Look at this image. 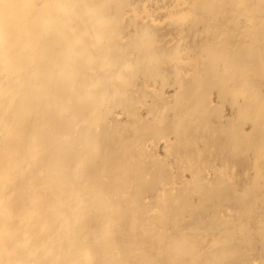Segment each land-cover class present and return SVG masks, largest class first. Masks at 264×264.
Instances as JSON below:
<instances>
[{"label": "bare ground", "instance_id": "6f19581e", "mask_svg": "<svg viewBox=\"0 0 264 264\" xmlns=\"http://www.w3.org/2000/svg\"><path fill=\"white\" fill-rule=\"evenodd\" d=\"M233 1L236 2L233 5V8L234 9L236 8V10L240 12V14L237 12L233 16L232 23L233 24L238 23L241 20V18H243L245 23L242 22L244 23V25L239 29L230 30L231 33L234 35L235 32H240L241 36L244 37L243 39H246L250 35V30H249V28H251L250 26L252 24L259 23V24H263L262 26L263 32L259 38L261 39L264 33V20L260 18L258 15H254V13L250 11V8L259 10L260 2H258V0H225V1L224 0H211V2H207L206 0L204 2L203 0L197 3L196 7L204 8V9L206 8V10L209 9L208 11H211V13H214L213 10L219 9L223 6H227L229 2L233 3ZM128 2L127 0H0V264H150L147 260L149 259L151 255L160 256L167 252L169 254V259H171L172 264H177L176 260L174 259L175 255L170 254V251L172 252L173 250H176L174 246L177 243L173 246L174 248L169 243V240L171 238L169 236L170 234L168 235L169 233L168 231L170 228L167 227L170 225V222L173 227L174 226L173 223L175 224L176 221L173 220L174 218H171V217L170 218L172 221H170L169 213L172 211L173 205L178 206L179 204L180 206V207L178 206L179 208L175 207L178 209V211H180L181 208H183L184 206L187 209V205H189L190 201L188 202V200L185 198V201L187 200L188 203L185 204V202H182L183 203V207H182V205H180L181 201H183V198L181 197V195L185 192H187L185 194L189 193L188 192L189 189L187 188L190 187L189 186L190 184H188L187 186L185 181H182L181 183L179 182V184L183 183L181 186L178 185L179 188H177L178 190H176V191H179L177 192V196L178 197L180 196L179 198L180 200L174 194V192H172L173 193L172 196L175 195V197L177 198L172 197L170 195L171 193H167L169 189L168 187L170 184H171L170 187L172 189L175 186H173L174 184L172 185L171 183V177L170 179L167 178L166 176L167 173H166L165 178L169 180V183H168L169 185L167 187L168 188L167 192L165 191L164 193H167L169 196L164 193L163 195L168 196V198L164 197V199H162L160 196H157V198L156 197L152 198L153 196L152 197L144 196L145 198L143 197L141 198V196L138 194L139 190L137 189L140 188V184L142 183V181H144L143 183H145V185L148 184L146 183L147 181L145 180L144 175L145 177H147V180H149L148 177L152 175L151 174L149 176V173L152 172L154 175L155 171L153 170H156L157 169L156 167L161 165L159 164V165H156L155 167L153 164L155 163L157 164L162 159L160 161H156L155 157H151L153 158V160L150 158L151 160L149 159V163L151 161L153 162L156 161L154 163L152 162V166H154L155 168L153 167L154 168L153 169L150 166L152 170L151 168L147 169L149 170V173H147V171L143 169L144 167H146L144 166L145 163L144 164L142 163L143 167H140L141 164H137L140 161V159L137 158L139 160L137 163L134 159H132V155L136 154V152H134L135 150L131 149L130 150L131 154L126 155V157H124V159L121 162L119 160L117 164L118 166H115V167H112L111 164H109L108 161L106 160L107 154H110V153H107V152L100 153L98 151L99 150L98 146L106 142L105 138H107L108 135H113L116 133L120 139L122 138V136L120 137V135H121L122 129L124 128V127L122 128L123 123L117 127L115 122H114L115 124L109 123L107 121L105 122V118L110 116V112H111L110 111L111 109H108V104H109V107L111 105L113 107L118 106L119 104L123 102H128L127 99L130 98L132 95V91L128 88V85L133 83V79L138 75V71L136 72L135 67L133 68V66L134 65L140 66V61L138 62L137 57L135 58L134 53L135 52H148L149 54L147 55V57L144 56L145 57L144 61L145 62L147 61V64L157 63L160 58V54L150 53V52H155V51L150 50V43L147 41L149 39V28H147V26L144 27V25L139 24L141 22L134 21V32L136 35L134 37H131V34L125 33V29H123L122 26L120 25L119 12L121 10L126 9L125 11L126 16L128 19H131V18H134V12L138 10V8L142 5V1H139L140 3L136 2L135 4L134 3L131 4ZM242 15H244V17H241ZM218 30L220 29L218 28ZM226 31L230 32L228 30ZM225 34H228V33L225 32ZM219 37L220 36H218V38ZM253 39L251 38L248 40H243V45L246 46V44L248 43L254 44ZM149 41L151 42L150 39ZM242 49L239 48V51L241 50L242 52L245 51L248 53L247 57H245L246 55L243 56L244 60L245 59L247 60V58L250 57L249 55H251V53H249L251 52L250 47L246 46L245 49L243 50ZM181 51H184V50L182 49ZM176 54L179 55V52ZM176 54H174L175 56L172 61L175 62L174 64H176L177 66L178 63H180L179 59L181 58H179L180 55L179 56L177 55L179 58L178 59ZM181 54L183 55V53ZM184 56H185V53H184ZM186 57L188 58V55H186ZM176 58L178 59L179 62H177ZM161 60H162V57H161ZM172 61L170 62L171 64L173 63ZM160 63L162 66L163 62L161 61ZM166 63L169 64V62H166ZM181 64L183 65V61H181V63L179 64L180 67H181ZM226 67L225 68L223 67V69H221L222 72L217 79V83L225 87L227 91H229L230 94L232 95L235 94L234 97H236L237 94L238 95L243 94L241 92H243V90L245 91L247 82L243 80L236 84L235 79L232 77L233 71L229 70V68H226ZM143 68L144 67H137L136 69L142 70ZM172 68H173V65L169 64L166 68L164 65V69L166 71H171ZM176 70H178V68ZM253 70L251 72H253ZM180 72L182 73V71ZM254 72L256 71L254 70ZM192 83L190 82L191 85L189 84L186 85V83L179 84L175 89L176 91L178 90V95L176 96V99L178 98V101L179 99H183L184 97L188 98V100L183 103L184 105L181 106L182 110L180 111V116L186 115L192 110V107L193 108L196 107L194 106V104H195L196 99H198L197 97L198 94H196V97H191V95L188 97V94H190V91L192 90L191 89V87L193 86ZM203 85H205V83L202 84L201 87H203ZM184 89L186 90L185 93H184L185 91ZM246 91L247 93L249 92L247 88H246ZM194 95L195 94H193L192 96ZM252 95L256 96L254 93ZM245 98L249 99V96ZM178 101L176 100L175 102H178ZM179 103L176 104V108L177 109L179 108L180 110ZM148 104H150L148 106L151 107L152 105L151 102ZM137 105L141 106L140 104H136L135 106ZM144 105H147V104L144 103ZM172 105L170 107L173 108L175 104H172ZM208 105H211V104H208ZM170 107L168 108L161 107L154 112H151V113L148 112L145 118H148L150 121L153 120V122L154 121L159 122L161 120L166 119V121L164 120V122H167L168 118L166 117L168 113H170L168 111ZM134 108H132L131 110H134ZM176 108H173V109L176 110ZM240 109L241 110L238 111L239 112L238 115H241L244 111H249V114H257L258 112L257 107H247L246 106L244 109L242 108ZM260 110L261 108L259 109V111ZM204 111L202 112L199 111L197 114H195L191 118L190 121H189L190 119L189 118V119H186L187 122L183 120V122L185 123H180V122L177 123L175 127H174L175 124L172 122L174 125L172 126V123H171V125L168 127H171V126L172 128L174 127L173 129L174 132H172L171 128H169L170 130L166 129L165 125H163L162 127H159L161 124L158 125V123L157 122L156 123L158 127L161 128L160 131L161 130L163 131V129L165 128L166 130L165 129L164 130L166 132L169 130V132L173 133V134L171 133L172 136H174L175 133H178L177 132L178 130H180L179 132H181L182 130L184 131L187 125H188L187 126L188 128H190L191 126L190 130L189 129L187 130V132L189 133L185 134L187 136V139L185 138L186 137L185 136L183 137V139L181 137L182 139L181 140L180 136L182 135H180V133L176 134L177 136L180 135L179 138L176 135L174 136L177 139H180L181 141L187 140V143H189L191 141L189 139V136L190 138H192L191 135H189L191 134L190 131L195 126L194 123L198 122L201 114H203ZM128 114L129 112L125 113V115L128 117H132V115H136L135 112L134 114L131 112L130 113L131 115L130 114L128 115ZM242 116L243 115H241L239 119L241 124L247 121V118L246 119L244 118L247 115L245 114L244 117ZM137 118L139 119V117ZM137 118H136V121L138 120ZM131 119L134 120V118H131ZM179 120H181V118H179ZM141 122L139 123L137 121L138 125H134L133 129H132V126L130 127L132 132L135 129V132H133V134L138 131L137 127L139 126L141 127L142 125ZM143 122L145 123L146 119ZM170 122L171 121H169V124ZM201 122L202 121H200V123ZM118 123L119 122H117V125ZM146 123L148 124V121ZM127 126L129 127L130 125H128L127 123ZM147 126H146V129H144V131L145 130L147 131L148 128L154 127V126L151 127L149 125L150 127L147 128ZM216 128L217 127H215V129ZM154 129H157L155 130V132H158V133L160 132L156 126L154 127ZM216 130H213V131L216 132ZM140 131H143V130L139 129V133ZM162 131L160 133L162 134L166 133L165 131L163 132ZM205 131L203 133V136L205 137L209 136L208 134L212 135L213 133L212 131H210L211 133L207 134ZM217 132H220V131H217ZM152 134L151 136H153ZM159 134L158 135L154 134L155 140L152 139L153 137L151 138L152 140H149V138L151 137L149 136L150 134L148 135L149 137L148 140L146 139V136L143 138L150 142L155 141L156 143L157 140H159L158 138L162 137L160 138V140L163 139V146L169 145L171 148L175 147L176 149L177 145L176 146L174 145L177 143V139H175L176 140L175 141L176 143H175L173 139L174 137L172 138L173 140L168 139L170 133L168 134L167 132V135H168L167 137L163 135L161 136V134L159 137ZM215 134L213 133V137L217 136V134L216 135ZM144 135H146V132L144 133ZM211 135L210 137H206L205 140L207 141V138L208 140L211 139L212 138ZM155 136H157L158 138ZM194 138L195 137L193 136V140L191 141V144L193 143L195 139L196 141H198L197 140L198 137L195 139ZM216 138H212V141L213 142L217 141ZM122 139L120 140L121 142L120 144H118L119 141L117 140L118 141L117 144L119 145L118 148L122 145V143H124V146H127L128 144H130V142L132 143V139L134 138H131V139L126 138V140L124 139L123 141ZM144 139L142 140L144 141ZM214 139L216 140L214 141ZM260 139L261 140L259 141V143L263 144L264 137H261ZM127 140L129 141L127 142ZM180 140L177 144H181ZM125 141L128 143L127 145H125L126 144ZM139 143L141 145H139ZM142 143H143L142 141H139L136 144V146L139 145L140 147V149H138V147L136 149V151L138 150L137 154H141L140 152L145 153L144 150L146 151V149L149 147L148 151L152 150V152H149V155L155 156V152L151 148L152 144L149 142H147L148 144H145L146 142L143 144ZM182 143H183L182 145L186 144L184 142ZM195 143L196 142H194L193 145L186 144L188 146L186 148H189V146H192V147H194V145L196 146L197 143L196 144ZM230 144L233 145L234 143H230ZM206 145L204 146L206 148L205 155L207 154L208 156L211 153V151L207 152L208 148ZM217 145L218 146L216 147V149L219 150L221 147V148H224L225 150V146L227 145V142H226V145L225 143H222V146H219V144ZM124 146L122 147L124 148ZM128 146H127V151L129 149ZM122 147H120L121 151L123 149ZM132 147L135 148V146H131V148ZM170 147H168V149ZM183 147H185V145ZM186 148L184 150H186ZM191 149L194 150V148H191ZM198 149L199 148H196L195 150H198ZM209 149L211 150L210 147ZM212 149H214L213 146H212ZM118 150H117V153H118ZM172 150L174 151V149ZM132 151H133V154H132ZM148 151H146V153H148ZM199 151H197L196 153L197 157L200 156L199 154L201 153L202 157L204 158L205 156L204 154H202V148H201V152ZM170 152L171 150H168V152L166 151V154ZM191 153L193 152L192 151L190 152V156H191ZM222 153L223 152L220 153V156H222ZM137 154H136V157L142 156V155L137 156ZM262 154L264 153H261V156L259 157H262ZM173 155L177 156L178 154L176 152V154H173ZM146 156L148 157V154H146ZM167 157H168V154H167ZM169 157H171V154ZM179 157H177V164H181L180 163L181 157L180 158ZM182 157H183V160L186 158V157L184 158V156ZM197 157H196V160H197ZM215 157L213 156V159L212 157L211 158L209 157V158L210 160L212 159L214 161ZM226 158L228 160V157ZM201 159L202 158L198 157V160L200 161V163H201ZM186 160L185 162H188ZM215 160H218V159H215ZM144 161H147V160L144 159ZM197 161L195 162L197 163ZM132 162H135V164H133ZM163 162H164V165H167L165 164V161ZM200 163L198 162L197 165L195 166L197 167L198 165H200ZM225 163L228 164V161ZM130 164H133L132 166H135V167L130 168L131 167ZM147 165L149 168V164ZM164 165H161V167ZM138 166L140 167V170L136 171L138 169ZM195 166L194 168H191V169L196 170ZM165 167L167 168V166ZM257 167H259L258 168L259 170L260 169L259 164ZM127 168H128V173L130 172L129 174H127ZM129 168L131 169V171H129L130 170ZM203 168H205V166ZM133 169L135 172H137L134 175L131 174L133 172ZM158 169L160 172V167H158ZM164 169L162 167V170ZM194 170L191 172H195ZM199 170L202 174V171L204 169H202L201 171V169L197 168V171H198L197 174L200 175ZM214 170L218 171V169H214ZM231 170H233L232 167H231ZM215 171L214 173L212 172V174L214 175L216 174L217 179L215 180L219 181L220 179L218 180V177L220 175L218 176L217 175L218 172L216 173ZM220 171H222L221 168H220ZM180 172H182V170ZM159 174L163 175L164 173L162 174V172H160ZM173 174H168V176H171ZM197 174L193 176L198 177ZM161 175H158L159 178ZM262 176L264 175H261V177ZM153 178H151L152 179L151 181H154ZM190 178L192 180V176ZM199 178L200 177H198L197 180ZM158 179L157 181L160 182L161 178L159 179L160 181ZM223 179L224 180L226 179L227 182L229 181L227 177L221 178L222 182H223ZM206 180L207 179H205V182H207ZM193 181H196V180L193 179L191 182ZM217 181H215L216 185H217ZM184 182H185L186 188H185V192L182 193V190L184 191V187H185ZM202 182H199L200 187L196 186L198 187V189L201 187L203 188V186H201ZM149 183H151L150 180H149ZM151 184L153 185V182ZM161 184H162L161 186L163 187L165 186L163 185L164 182ZM195 184L197 185L198 182L197 183L195 182ZM206 184H204V187ZM157 185H160V183L159 184L157 183ZM193 185L191 184V188H193ZM255 186H252V188H254ZM180 187L182 190H180ZM196 187L194 186V188ZM206 187L209 188V186H206ZM234 187H237V186H234ZM153 188H154V185H153ZM153 188L150 187V189H153ZM161 188H160V191H161ZM171 188L169 189L170 191H172ZM249 188L248 189L250 191L246 190V193L247 191L251 193L250 198H252V196L255 195V194L253 195L254 190L250 186ZM257 188L260 191H261L260 188H262V190L264 189L263 187H260V188L257 187ZM203 189H200V190H203ZM205 189L207 191V188ZM244 189H246L245 186H244ZM209 190L210 189H208V192ZM237 190H240V189H237ZM151 191H154V190H151ZM204 191H201L202 194L199 191L201 195H204V196L200 195L203 199L205 196L206 197L209 196V195H206ZM234 191L235 192L233 193H237L236 190ZM193 192L194 191H192V193ZM242 192H239L237 195H240V193ZM210 193L212 194V192ZM262 193H264V190ZM137 194L139 195L138 200H137V196H138ZM248 194L244 193V196L245 195L247 196ZM134 195H137L136 199L135 197H133ZM197 195H198V191H197ZM220 195L221 194H219V196ZM228 195H233V194H228ZM185 196L187 197V195ZM239 197H242V195ZM260 197H259V200L262 201ZM253 198L254 199H252V201L254 200L255 202L257 201L258 196L253 197ZM245 199H247V197ZM178 200L180 201L179 203H177ZM204 203H206V200L202 202V204L198 203L199 204L198 206H200L199 209H201V207L203 206L207 210L206 207L208 204H204ZM209 203H213V205L212 204L211 205L214 206L213 201L212 202L209 201ZM257 203H259V201H257ZM161 204L164 205V208L162 209V211L157 210ZM261 204L262 203L260 202V206L258 209H260ZM217 205L218 207L219 206L222 207L221 203L220 205L216 204L214 207L215 210H216ZM223 205H226V204H223ZM194 207H197V206L194 205ZM229 208H230L229 213L227 211V213L225 212L226 214H230V211H233L231 210V207ZM253 208L254 210L256 209L255 206H253ZM262 210H264V207L262 208ZM248 211H252V209L249 207L247 212ZM235 212H233L234 215L236 217L239 216V215H236ZM247 212L245 210L244 214ZM135 213L138 214L137 216L142 219L141 223H143V226L144 224H146L145 228L142 227V228L136 229L137 226L133 223L134 222L133 220H135L134 219ZM193 213L194 212H192V215L194 214L196 215V213L194 214ZM212 213L214 214V211ZM213 214L210 217L212 216L214 217L215 214L214 215ZM252 214H254V212ZM175 215L172 214V216H175ZM202 218L203 216L201 217V220ZM214 218H211V219H214ZM261 218L262 217H260V219ZM211 219H208V220H211ZM139 223H140V220L138 224ZM218 223L219 222L217 223L215 222L213 224H218ZM260 223L261 225H263L262 221L258 222V224L257 223L255 224L257 225V228L260 227L259 226ZM157 224H161L160 228L162 229H157L156 227H154V225H157ZM178 224H175V225H178ZM218 225L219 227H217ZM218 225L217 226L215 225V226L218 228V230L222 231V229H219V228H223V226H220L222 224L220 223ZM224 225H225L224 226L225 229L224 228L223 229L226 232V235H224L225 232H223L224 237H221V236H217L216 238H214L215 236L212 237L211 239L208 240L209 244L207 245L212 247L211 245H213L214 243L217 244L218 242L219 246H222V245L226 246L225 245L227 243L226 240H228V237H229L227 233L229 232L228 229H230L231 226L227 229L226 224ZM186 226L187 225H181L179 227L178 225V227L179 228L182 227L183 230L182 229L179 230V228L177 227L179 231L176 228L174 229V231L176 232L178 231L179 233L181 232L184 233ZM195 226H197V223L195 224ZM216 227L215 229L217 230ZM262 227H264V225ZM213 228H214V225H213ZM232 228H233V225H232ZM232 228L231 230L234 229ZM203 229L204 228L202 227V230ZM205 229H204L205 232L208 230L209 231L212 230L211 227H207ZM239 229H242V227ZM239 229H236V231ZM257 230L261 231L264 229H261V230L257 229ZM189 231L190 229L187 232ZM221 231H218L220 232L218 234L221 235ZM258 231L256 233L254 232V234H258L257 236L260 239H262L261 242L263 244L264 235H261L260 232ZM170 233H173V232H170ZM189 233H194V232L190 231ZM240 233H242V231L240 232L239 230L238 235ZM245 233L246 235L247 234L251 235L248 232H246V230H245ZM250 233H252V231ZM246 235H242L238 238L241 239V237H243L244 240H246L245 238ZM248 235L246 237H248ZM225 236H228L226 240L224 239ZM243 238L241 240H243ZM240 239L237 240L239 244L237 241H235V243L237 242L236 244L238 246L242 243ZM148 240L150 241L148 242ZM153 240L155 242L159 241V244H160L159 247L160 246L161 247L154 248ZM247 240L249 241L246 242ZM247 240L243 242L249 243V244L251 242V245L253 246V249H254L255 242L250 241L252 240V237H248ZM258 244H261V243L258 242ZM177 246L179 245L177 244ZM204 247L206 246L205 245L202 246V248ZM262 249L264 250V248ZM219 250H220V247L218 251ZM177 251L176 253H178ZM209 251L206 250V252L208 253ZM214 252L215 251H213V254ZM219 252H221V250ZM193 253H198V252L193 251ZM205 255L204 256L200 255V256L206 257ZM216 257L218 258V254ZM223 257L224 256H222L219 259L221 260ZM200 260L201 259H199V261ZM204 260L205 259L203 258V261ZM225 260L227 261L229 259L227 258ZM216 262H217V259H215L214 263ZM222 262H224L223 259H222ZM261 262L263 261L260 260V263ZM199 263L201 264L202 262H199ZM225 263L226 262L219 263V264H225ZM202 264H207V263L203 262Z\"/></svg>", "mask_w": 264, "mask_h": 264}, {"label": "rangeland", "instance_id": "374dc122", "mask_svg": "<svg viewBox=\"0 0 264 264\" xmlns=\"http://www.w3.org/2000/svg\"><path fill=\"white\" fill-rule=\"evenodd\" d=\"M139 1H142V5L138 8V10H136L134 12V18L135 19L134 18H131V19L127 18L126 14H125L126 9L125 10H121L119 12L120 25L122 26L123 29H125V33L131 34V37H134L136 35L135 32H134V21L141 22L139 24L140 25L141 24L144 25V27L147 26V28H149V39L151 40V42L149 41V39L147 41L150 43V50L151 51H155V52H150V53H152V54L153 53H158V54H160V58H159L157 63H149V64H147V61L145 62L144 60H145V57H147V55L149 53L148 52H135L134 53L135 58L137 57L138 62L140 61V66H135V65L133 66V68L135 67L136 72L138 71V75L133 79V83L128 85V88L132 91L131 97L127 99L128 102H123V103L119 104L118 106H114L113 107L111 105L112 107L111 106L109 107V104H108V109H111L110 110L111 112H110V116L105 118V122L106 121L109 122V123H114L115 122L117 127L120 126L123 123L122 124V128L123 127L124 128L121 131V135L118 134V135H120V137L122 136V138H123V139L121 138L122 141L124 139L126 140V138L127 139L128 138L129 139H131V138L135 139V140L132 139V143L130 142V144L127 143L129 140H127V142L125 141V143H126L125 145H127V144L129 145V146L127 145L128 148H129L128 151H127V146H124V143H122V145L120 146V147L124 146V148L122 147L123 148L122 151L120 150L121 149L120 147L118 148V146H119L118 144L121 143L120 142L121 139L119 138V136H117L116 133L113 134L114 136L113 135H108V137L105 138L106 142L104 144H100L98 146V149H99L98 151L100 153L107 152V153L112 154V155L107 154L106 160L108 161L109 164H111L112 167H115V166H118L117 164H118L119 160L121 162L124 159V157H126V155L131 154V152H130L131 149L135 150L134 152H136V154H137L138 150L136 151V149H137V147H138V149H140L139 145H141L139 143V145L136 146V144L139 141H142L143 143L146 142L145 144H148L147 142L152 144L151 148L155 152V156L149 155V152H152V150L148 151L149 150V147H148L146 149V151H148V153H146V151L144 150V152L146 154H148V157L143 152H140L141 154H137V156H139V155H142V153H143V155L141 157H136V154H133V151H132V154H133L132 155V159H134L136 161V163H137L139 161L137 158H139L140 161L137 164H141L140 167H143L142 165L145 163L144 166H146L147 168L144 167L143 169L146 170L147 173H149V170H147V169H150L151 167L152 168L154 166L156 167V165H159V164L164 165L163 161H165V164H167V165L162 166L163 169H164L165 166H167L168 169L172 168L173 170L172 169L168 170L166 167H165L164 170H162L161 165H159L158 167H160V172H162V174L164 173L163 175L159 174L160 172H159L158 167H156L157 168L156 170H153V171H155L154 175H153L152 172H150L149 176L152 174L150 176L151 178H153L157 174V176L153 178L154 181H151L152 179L150 177H148L150 182L151 183L153 182L154 188H153V185L151 183H149V180H147V177H145V175H144V178L147 181L146 183H148V184L145 185V183H143L144 181H142V183L140 182L141 183L140 184V188H138L137 190H139L138 194L141 196V198L142 197L145 198L144 196H148V197H152L153 196L152 198H154V197L157 198V196H160L162 199H164V197L168 198L169 195L167 193H171L170 195L172 196L173 195L172 192H174V194L177 196V192H179V191H176V190H178L177 188H179L178 185L181 186L183 184V183L179 184V182L181 183L182 181H185L187 186H188V184H190L189 185L190 187L187 188V189H189L188 190V192H189L188 194H185V193H187V192H185V188H186L185 182H184L185 187L182 186V187H184V191L180 187V190H182V193L185 192L182 195L180 194L181 197L183 198V201H181L180 205H182V207H183V203L182 202H185V204L188 203L189 201L191 202V203L189 202V205H187V209L184 206L183 208H181V210H183V211H181L180 209H179L180 211H178L177 208L180 207L179 204H178L179 207L176 206V205H173L172 206L173 209L169 213L170 221H172L171 218H174L173 220L176 221L175 224H178L180 222L178 224L179 227L181 225H187L185 227V232L184 233L181 232L183 230L182 229L183 226L181 228H179L178 225H175L173 223V225L175 227L174 226L172 227L171 222H170V225L167 226L168 228H170L169 231H168L169 232L168 235L170 234L169 236H170L171 239L170 238L169 239L171 241L169 240V243L171 244L172 247L176 243L179 245V246H177V244H176L174 246L176 250H173L174 251V252L172 251L173 253L170 251V254H174L175 255L174 259L176 260L177 264H194V263L198 264L199 262H202V263L205 262L207 264H209V263L211 264L212 262H213L212 264H217V263L219 264V263H224V262H226L225 264H241V263L242 264H254V263L255 264H261L262 263L263 264V262H264V250L262 248H264V243L262 244V242H261L262 239H260L257 236L258 234H254V232L256 233L258 231L257 229H259V230L264 229V227H262L264 225V216H263L264 210H262V208L264 207V195H263L264 193H262L264 189L262 190V188H260V187L264 188V186H262V185H264V176L261 177V175H264V169H263L264 168V159H263L264 158V154H262V157H259V156H261V153H264L263 152L264 143L263 144L259 143V141L261 140L260 138L264 137V132H263L264 131V33H263V37H262L263 39L262 38L259 39L260 35L263 32V30H262L263 24H259V23L258 24H252L250 26L251 28H249V30H250L249 37H247L246 39H243L244 37L241 36L240 32H235L234 33L235 36H234L231 33V31H230V30H236V29L241 28L244 25V23H245L243 18H241V20L238 23H234V24L232 23L233 16L237 12L240 14V12L236 10V8L235 9L233 8V5L236 3L235 1H233V3L229 2L227 4V6H223V7L219 8V9H215V10L211 9V10L214 11V13H211V11H208L209 9L206 10V8L204 9V8H199V7L197 8L196 7L197 3H199L200 1H203V0H199V1L198 0H180V1L179 0H144V1L143 0H139ZM139 1L138 0H127V2L131 3V4H133V3L135 4L136 2H139ZM206 1L207 2H211V0H206ZM204 2H205V0H204ZM258 2H260L259 10H255L253 8L252 9L250 8V11L252 13H254V15H258L260 18H262L264 20V0H258ZM139 10H140V12H139ZM241 17H244V15H242ZM182 20H183L184 23L182 22ZM242 22H244V23H242ZM215 24L218 25V26H216ZM218 28L220 30H218ZM226 30H228L230 32H227ZM225 32L228 33V34H225ZM125 33H123V34H125ZM216 33H217L218 36H220L219 37L220 39L218 38ZM220 34H222V35H220ZM231 35H232V37H231ZM123 37H124V35H123ZM225 37H226V39H225ZM251 38L255 39V40L253 39L254 44H249V43L246 44V46L250 47L251 52H249V53H251V55H249L250 57L247 58V60L246 59L244 60L243 56L246 55L245 57H247L248 53L245 52V51L242 52L241 50L239 51V48L240 49L243 48V46H244L243 45V40H248V39H251ZM218 39H219V41H218ZM256 41H257V43H256ZM241 46H242V48H241ZM246 46H244L243 49H245ZM182 49L184 51H181ZM180 51H181V53H183V55L180 53ZM178 52H179V55H180L179 58H181V59H179L178 58L179 55L176 54ZM115 53H117V52H115ZM184 53H185V56H184ZM174 54H176V56L178 55L177 58L180 60V63H181V61H183V65L181 64V67L179 65L180 63H178V65L176 66V64H174L175 62L172 61L174 59V56H175ZM186 55H188V58L186 57ZM163 56H164V58H163ZM204 56H206V57H204ZM161 57H162V60H161ZM183 57L185 58V60H184ZM178 59H177V62H179ZM188 59H189V61H188ZM161 61L163 62L162 66H161V63H160ZM171 61L173 62L172 64L170 63ZM166 62H169L170 65H173V68H172L171 71H166L164 69V65H165V68L169 65ZM187 63H189V64H187ZM158 64H159V66H158ZM151 65L153 66V68H152ZM154 66H155V68H154ZM137 67H144V68L142 70L141 69L137 70L136 69ZM223 67L224 68L225 67L229 68V70L233 71V76L232 77L235 79L236 84L241 82V81H243V80L247 82V84H246L247 86L245 87V91L243 90V92H241L243 94H239V95L237 94L236 97H234L235 94L234 95L230 94L229 91H227V89L225 87H223V86H221L220 84L217 83V79H218L219 75L221 74V72H222L221 69H223ZM177 68H178V70H176ZM253 69L256 72H254ZM257 69H259V70H257ZM173 70H175V71H173ZM252 70H253V72H251ZM180 71H182V73ZM204 71H205V73H204ZM195 74H197V75H195ZM181 77H183V78H181ZM191 80H193V81H191ZM190 82L191 83L193 82L192 83L193 86L191 87L192 90L190 91V94H188V97L190 95H191V97H196V94H198V96H197L198 99H196L195 104H194V106H196V107H194V108L192 107V110L189 113H187L186 115H181L180 116V111L182 110L181 106L184 105L183 103L186 102L188 100V98H186V97L183 98L182 97L183 99H179V101H178V98L176 99V96L178 95V90L176 91L175 89H176V87L179 84H185L186 83V85L187 84L191 85ZM204 83H205V85H203V87H201L202 84H204ZM246 88L249 91L248 93L246 91ZM185 92H186V90L184 91V93ZM253 93L256 96L252 95ZM193 94H195V95L192 96ZM250 94H251L252 97L253 96L254 97L252 98L250 96ZM243 95L245 97L249 96V99L245 98ZM246 95H248V96H246ZM175 99L178 102H175L176 101ZM156 101H158V102H156ZM150 102L152 104L151 107L148 106V105H150V104H148ZM144 103L147 104V105H144ZM178 103H179V106H180V110H179V108L178 109L176 108V104H178ZM136 104H140L141 106H139V105L135 106ZM172 104H175L173 108H176V110L173 109L172 107H170ZM199 104H200V106H199ZM208 104H211V105H208ZM167 105H168V107L172 108V109H170V108L168 109V111L170 112V113H168V115L166 117V118H168L167 119L168 123L164 122V120L166 121V119L161 120L159 122H157V121L153 122V120L150 121L148 118H145L148 112H150V113L154 112V111L158 110L161 107L168 108ZM218 105H219V107H218ZM246 106L247 107H257V111L258 112H257V114H249V111H244L241 115H243L242 117H244L245 114H246L247 116H245L244 118L245 119L247 118V121L245 122L246 124L245 123L241 124V122L239 121L241 115H238L239 114L238 111L241 110L240 108L244 109ZM146 107H148V108H146ZM177 107H178V105H177ZM132 108H134V110H131ZM260 108H261V110L259 111ZM198 109H200V110H198ZM124 110L129 112V114L131 112L134 114V112H135L136 115H132V117H128V116L125 115V113H127V112L124 111ZM204 110H206V111H204ZM199 111H201V112L204 111V112H203V114H201L200 119L198 120V122L194 123L195 126L190 131L191 134H189L192 137V138H190V136H189V139L191 141L193 140V136L195 138L198 137V139H197L198 141H196L195 138H194L195 140L193 141L192 144H191V141L189 143H187V140L181 141L183 139V137L186 136L185 134L189 133V132H187V130L188 129L190 130V128H191L190 125H189L190 128H188L187 124H186L187 126H186V128L184 130L186 132H184L183 130L181 132H179L180 130L177 131L178 133H180V135H182V136L179 135L180 139L182 137L181 140L177 139L176 137H174L178 133H175L174 136L171 135V133L174 132L173 129L176 126L177 123H179V122L180 123H185V122H187L186 119H189V118H190L189 119V121H190L191 118L195 114H197ZM123 112H125V113H123ZM177 114H179V115H177ZM135 116H136V118L139 117L140 120L137 118L138 119L137 121L139 123L142 120V122H141L142 125L139 124V125H141V127L140 126L137 127L138 129L135 127L138 131L133 134V132H135V129L132 132L130 127L132 126V129H133L134 125H138ZM183 116H185V117H183ZM131 118H134V120H132ZM170 118H171V120H170ZM179 118H181V120H179ZM145 119H146V122L148 121V124L146 122L145 123L143 122ZM183 120L185 122H183ZM162 121L164 122V124H163ZM169 121H171L170 124H169ZM200 121H202L204 124L202 122L200 123ZM238 121H239V123H238ZM117 122H119L118 125H117ZM156 122L158 123V125L161 124L159 127H162L163 125H165L166 129L171 128L172 132H169L170 129L167 131L168 134L170 133L168 139H170V140L174 139V142L176 141L175 139H177V143L180 140L181 144H177L175 142L176 144L174 145V146L177 145V147H176L177 150L175 149L174 146H172L174 148H171L169 145H165V143H164L165 146H163V139L160 140V138H162V137H160V134H161V136L163 135V136H166V137L168 135H167V132L165 131L166 130L165 128H164L165 130L163 129V131H165L166 133L165 134L160 133L162 130L160 131L161 128L158 127ZM191 122H193V121H191ZM127 123H128V125H130L129 127L127 126ZM171 123H172V126L174 125L173 128H172V126L168 127V126L171 125ZM167 124H169V125H167ZM149 125L151 127L152 126H154V127L156 126L158 128V130L160 131L159 132L160 134L158 132H155V130H157V129H154V127L153 128H148V127H150ZM146 126H147L148 130L144 131V129H146ZM215 127H217L216 128L217 130L215 129ZM139 129L143 130V131H140V133H139ZM149 129H150V131H149ZM151 129H153V130H151ZM213 130H216V132L213 131ZM200 131H201V133H200ZM204 131L207 134L211 133L210 131H212L214 134L216 133L218 137L217 136L213 137V133H212V135L208 134L209 136H206V137H210V135H211L212 138H216L217 137L216 138L217 141H215L216 139H214L215 142H213L212 138L209 139V140L207 138V141H206L205 140L206 137L203 136ZM217 131H220V132H217ZM145 132H146V135H144ZM153 132H155V133H153ZM157 133L159 134V137H160V138H158L157 136H155V137H157L160 140L159 141V140L156 139L157 142L159 141L158 143L157 142L155 143V141H151V142L147 141L148 138H149L148 137L149 134H150L149 136H151V134L153 135V136H151L149 138V140H152V139L155 140L154 134L158 135ZM181 133H183V134H181ZM135 134H137V135H135ZM132 135H134L135 137L132 136ZM142 135H144V136H142ZM145 136H146L147 140L143 138ZM179 136H177V137L179 138ZM111 138H112L113 141L111 140ZM185 138L187 139V136ZM142 139H144L145 142ZM189 139H188V141H189ZM257 139H258V141H257ZM117 142H118V144H117ZM182 142H184L186 144H191V145H193L194 142H196L197 144L195 143L196 146L194 145V147L189 146V148H186L188 146L186 144H184L185 147H183L184 145H182L183 144ZM226 142H227V145H226ZM228 142L234 143V144L231 145ZM222 143H225V145L227 146L226 147L224 145L226 151L224 150V148H221V147H220L219 150L216 149V147L218 146L217 144H219V146H222ZM206 144H208V145H206ZM205 145L208 148L207 152L211 151V153H212V154L210 153L211 155L210 154L208 156H207V154L205 155V150H206V148L204 147ZM246 145H247V147H246ZM131 146H135V148L134 147L131 148ZM212 146L214 147V149L216 151L214 149H212ZM168 147H170V148L168 149ZM209 147L211 148V150L209 149ZM165 148H167L168 150H171L170 153H167L168 157H167V154H166V151L168 152V150L165 149ZM181 148H182V150H181ZM185 148H186V150H184ZM191 148H194V150H192ZM196 148H199L200 151H199V149L195 150ZM201 148H202V154H204V156L206 158L205 157L203 158L201 153H200L199 154L200 156H198V157L203 159V161L201 159V163H200L196 153H197V151L201 152ZM172 149H174V151ZM117 150H118V153H117ZM223 150L225 151V153H224ZM139 151H141V150H139ZM191 151L194 154L191 153V156H190V152ZM111 152H113L114 154L111 153ZM176 152H177L178 155L177 156L173 155V154H176ZM221 152H223L222 156H220ZM215 153H216V155H215ZM170 154H171V157H169ZM217 154H218V156H217ZM181 155L184 156V158L186 157L187 160H186V158L183 160V157ZM226 155H228V156H226ZM213 156L214 157L217 156V157H215V159H218L219 161L215 160V159L213 161L212 160ZM151 157H155L156 161H160L162 159L161 161L163 162V164L160 161L157 164L156 163L153 164L154 166H152V162L153 161H151L150 162L151 165H150L149 159ZM174 157H176V158H174ZM177 157L180 158V160H181L180 163L181 164H177ZM191 157H193V158H191ZM196 157H197L198 161L196 160ZM209 157L210 158L212 157V159H211L212 161L210 160ZM226 157H228V160H227ZM155 158H154V160H155ZM207 158L209 159V161H208ZM144 159L147 160V161H144ZM151 159L153 160V158H151ZM192 159H193V161H192ZM134 160H132V161H134ZM185 160L188 161V162H185ZM206 160H207V162H206ZM156 161H154V162H156ZM195 161H197V163L198 162L200 163V165H198L199 167L195 166V165H197V163ZM216 161H218V162H216ZM224 161L225 162L228 161V164L225 163ZM178 162H179V160H178ZM193 162H195V163H193ZM211 162H212V164H211ZM257 162H259V163H257ZM261 162H262V164H261ZM132 163L135 164V162H132ZM203 163H205V164H203ZM133 164H130L131 167L130 166L129 167L130 168H132V167L134 168L135 166H132ZM147 164H149V168H148ZM209 164H211V165H209ZM258 164L260 166L259 170H258L259 167H257ZM172 166H174L176 169L174 167H172ZM194 166L196 167V170H194V169L193 170L196 173L195 172H191V171H193L191 168H194ZM204 166H205V168H203ZM210 166H212V167H210ZM140 167L138 166V169L136 171L140 170ZM231 167H232L233 170H231ZM152 168H151V170H152ZM181 168H183V169H181ZM197 168L201 169V171H202V169H204L202 171L203 175L201 174L200 170H199L200 175L197 174V172H198ZM220 168L222 169V171H220ZM185 169H186V171L188 173L185 171ZM214 169H218V171L217 170L215 171ZM181 170H182V172H180ZM129 171H131V169ZM146 171H144V172H146ZM167 171H169L170 173L167 172ZM214 171L216 173L218 172V174H217L218 176L220 175L218 177V180L220 179L219 181L215 180V179H217V177H216V174L215 175L212 174V172L214 173ZM261 171H263V172H261ZM221 172H222V174H221ZM129 173H128V168H127V174H129ZM135 173H137V172H135L134 169H133V172L131 174L134 175ZM166 173H167V175H166ZM207 173H209V174H207ZM142 174H143V172H142ZM168 174H173V175L168 176ZM195 174H197V176L200 177L198 179L200 181L197 180L198 177L193 176ZM229 174H230V176H229ZM158 175H161L160 176L161 179L159 178ZM165 175L167 176L168 179H170V177H171V183H172V185L174 184L173 186H175V187H173V189L170 187L171 184L170 185L168 184L169 180L165 178L166 177ZM204 175H206V176H204ZM179 176L182 179H180ZM191 176H192V180L194 179L196 181L191 182L192 181L191 178H190ZM225 176L227 177V179H229L230 182L229 181L227 182L226 179L225 180L223 179V182H222L221 178H226ZM201 177H203L204 179L201 178ZM157 179L160 182H158ZM205 179H207L206 180L207 182H205ZM177 180H179V181H177ZM201 180L204 182V184L207 183L208 185L206 184L205 187H204V184H203V182ZM215 181H217V185H216ZM163 182H164L163 185H165L164 187L161 186L162 185L161 183H163ZM195 182L196 183L198 182V184L196 185ZM199 182H202L203 185L201 184V186H203L204 189L202 187L199 188V189H198V187H196V186L200 187ZM226 182H227V184H226ZM157 183L158 184L160 183V185H157ZM191 184L192 185L195 184V185H193V188H194V186L196 187V188H194V190H193V188H191ZM220 184H222V185H220ZM254 184L257 185V186H255ZM168 185H169V187H168ZM155 186H156V188H155ZM206 186H209V188L206 187ZM234 186H237L238 188L234 187ZM244 186H245L246 189H244ZM249 186L251 188H252V186H255L254 188H252L254 190L253 195L254 194L255 195L258 194V195H256V196L254 195V196H252V198H250V194L251 193L248 192V191H250L249 190L250 189ZM150 187L153 188V189H150ZM161 187H163V188H161ZM167 187L169 189L171 188L172 191H170ZM257 187H259L261 189V191ZM160 188H161V191H160ZM205 188H207V191H206ZM167 189H168V192H167ZM187 189H186V191H187ZM200 189H203V190H200ZM208 189H210L209 192H208ZM237 189H240V190H237ZM151 190H154V191H151ZM234 190H236L237 193H233V192H235ZM246 190H248L247 193H246ZM258 190H259V192H258ZM142 191H143V193H142ZM145 191H147V192H145ZM158 191H160V192H158ZM165 191L167 193H164ZM192 191H194V192L192 193ZM197 191H198V195H197ZM199 191L200 192L204 191V193L206 195H209L210 197L209 196H207V197L205 196L204 199H203L201 196H204V195H201L202 192L200 194ZM225 191H227V192H225ZM242 191L245 194L249 193L248 194L249 196L248 195L244 196V193ZM140 192L143 194V196H142V194ZM210 192H212V194ZM239 192H242V193H240V195H237ZM251 192H252V190H251ZM163 193L167 194L168 196L163 195ZM180 193H181V191H180ZM184 194L187 195V197ZM219 194H221V195L219 196ZM228 194H233L234 197H236V198H234L233 195H228ZM137 195H134L133 197H135V199H136ZM139 195L137 196V200L139 199L138 198ZM175 195L172 196V197H175ZM241 195H242V197H239ZM228 196H230L232 198H230ZM257 196H258L257 201H259V203H257V201L254 202V200L252 201V199H254L253 197H257ZM260 196H262L263 198L260 197ZM177 197H175V198H177ZM246 197H247V199H245ZM259 197H260V199H262V201L259 200ZM179 198H180V196L178 197V199ZM185 198L188 200V202H187V200L185 201ZM239 198H241V199H239ZM243 199H245V200H243ZM179 200H178L177 203L180 202ZM205 200H206V203H204V204H208L207 207L204 205L207 208V210L203 206L201 207V209H199L200 206H198V205L200 203L202 204V202H204ZM209 201L210 202L213 201L214 202V206H212L213 203H209ZM247 202L250 204V206H249V204ZM260 202L262 204H261L260 209H258L259 206H260ZM220 203L222 204V207L221 206H219V207H221L222 209L219 208L218 205H217L216 206V210H215V208H214L215 205L216 204L220 205ZM254 203H255V205H254ZM223 204H226L227 207H226V205H223ZM252 204H253V206H255V208H256L255 210H257V211L259 210L260 213H259V211L257 212V211L254 210ZM194 205L197 206V207H194ZM209 205H211V206H209ZM175 207H177V208H175ZM217 207H218V209H217ZM229 207H231V210H233V211H230V214H226L227 211L229 213V210H230ZM249 207L252 209V211H248L247 212ZM163 208H164V205L161 204L160 207H158L157 210H161L162 211ZM211 208H213V209H211ZM189 210H190L191 214H190ZM245 210H246V212L248 214L247 213L244 214ZM213 211H214V214H215V216H214L215 218L213 216L210 217L213 214L212 213ZM192 212H194V213H196V215L197 214L198 215L196 216L194 213H193L194 215H192ZM233 212H235L236 215H239V216L242 215V216H240V217L237 216V217H239V218H237L234 215ZM253 212H254V214H252ZM262 212H263V214H262ZM172 214L173 215L176 214L175 216L177 218L175 216H172ZM200 214H202V215H200ZM246 214H247V216H246ZM137 215L138 214L135 213V216H134L135 220L132 219L134 221L133 223L137 226L136 229L137 228H142V227L145 228L146 224H144V226H143V223H141L142 219L139 218ZM228 215H230V216H228ZM202 216H203V218L201 220ZM259 216L262 217V218L260 219ZM205 217L206 218L210 217L208 219H211V218H214V219L208 220ZM195 219H196V221H195ZM238 219H240V220H238ZM139 220H140V223L138 224ZM190 220H192V221H190ZM215 220H217V221H215ZM175 221H173V222H175ZM213 221H215L216 223L219 222L218 224L221 223L222 225H220V226H223V228L225 226L224 224H226L227 229L230 226L232 228V225H233V228H234V229L232 228L233 230H231V228L228 229L230 233L232 232L231 234L226 230L228 232L227 235L229 236V237L225 236V238H224L226 240L227 237H228V240H226L227 243L225 244L227 247L224 246V245L219 246L218 242H217V244L214 243L213 245H211L212 247L207 245V244H209L208 240L211 239L214 236H215L214 238H216L217 236L224 237L223 236V232H225L224 231L225 228L224 229L223 228H219V229H222V231L218 230L217 227H219V225L218 224H213V223H215ZM261 221H262L263 225H261V223H260V225H259L260 227L257 228V225H255V224L256 223L258 224V222H261ZM191 222H192V224H191ZM209 222H211V223H209ZM234 222H236V223H234ZM163 223H164V221H163ZM196 223H197L198 227L195 226ZM210 224H211V226H210ZM236 224H237V226H236ZM247 224H248V226H247ZM213 225H214V228H213ZM215 225L216 226L218 225V226L216 227ZM243 226H245V227H243ZM154 227H156L157 229H162V228H160L161 224L154 225ZM177 227L179 228V230L182 229L180 231L181 233L178 232L179 230H178ZM202 227L204 229L207 228V227H211L212 230H210V231L208 230V231L205 232L206 229L202 230ZM215 227L217 228L218 231H221V235L218 234L220 232H218L215 229ZM238 227L239 228L242 227V229H244V230L239 229ZM175 228L178 230L177 231L178 234H177L176 231H174ZM188 228L190 229L191 232H194V233H189L190 231L187 232L189 230ZM199 228H200V230H199ZM195 229H197L198 231L195 230ZM214 229H215V231H214ZM236 229H239L240 232L242 231V233H240L238 235V231L239 230L236 231ZM245 230H246V232L251 234V235L247 234L248 237H252V240H250V241L255 242V245H254L255 248L254 249H253V246L251 245V242H250V244L249 243H244L248 239V237H246L247 235L245 233ZM251 231H252V233H250ZM170 232H173V233H170ZM202 232H204V233H202ZM258 232H260L261 235H264V230H261V231H258ZM158 234H160V233H158ZM224 235H226V232L224 233ZM242 235H246L245 236L246 240H244L243 237H241V239L243 238V240L238 238V237H240ZM221 237H220V239H221ZM235 238H236V240H235ZM231 239H232V241H231ZM238 239H240L242 241V243L240 244L242 246H240V245L238 246L236 244L238 242L237 241ZM149 241L150 240H148V242ZM178 241H179V243H178ZM235 241H237V242L235 243ZM248 241L249 240H247L246 242H248ZM258 242H260L261 244H258ZM153 243H154V245H153L154 248H160L161 247V246L159 247V245H160L159 241L155 242L153 240ZM200 243L203 244V245H201ZM238 244H239V242H238ZM204 245L207 248L206 247L202 248V246H204ZM250 245H251V247H250ZM233 246H234V248H233ZM179 247H180V249H179ZM219 247H220L221 252H223V253L219 252L220 250L218 251ZM235 247H236V249H235ZM205 248H206L207 251L210 250L209 253L206 252ZM202 249H204V250H202ZM177 250H179V251H177ZM180 250H181V252H180ZM188 250H190L192 252H190ZM176 251L178 253H176ZM193 251L198 252V253H193ZM213 251H215L214 252L215 255L213 254ZM228 251L230 252V254H229ZM235 253H237V254H235ZM217 254H218V258L216 257ZM224 254L227 255V256H225ZM241 254H242V256H241ZM200 255H203V256L205 255L208 258L200 256ZM197 256L198 257L200 256V257L198 258ZM222 256H224L222 258L224 262H222V259L221 260L219 259ZM189 257H190L191 260L189 259ZM196 257H197V259H196ZM229 257H231V258H229ZM203 258L205 259L204 261H203ZM227 258L229 260L226 261L225 259H227ZM199 259H201V260L199 261ZM208 259H210L211 261L208 260ZM215 259H217L216 263H214ZM195 260H197V261H195ZM260 260H262L263 262L260 263ZM147 261L150 264H172L171 259H169L168 252L164 253V254H162L160 256L151 255Z\"/></svg>", "mask_w": 264, "mask_h": 264}]
</instances>
